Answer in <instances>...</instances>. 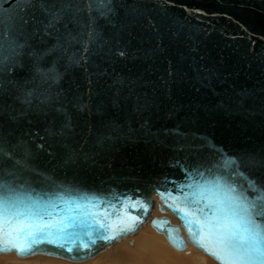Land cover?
Returning <instances> with one entry per match:
<instances>
[{"label":"water","instance_id":"1","mask_svg":"<svg viewBox=\"0 0 264 264\" xmlns=\"http://www.w3.org/2000/svg\"><path fill=\"white\" fill-rule=\"evenodd\" d=\"M261 196L264 0H0V211L26 248L0 255L85 261L150 221L221 264L209 227Z\"/></svg>","mask_w":264,"mask_h":264},{"label":"snow or ice","instance_id":"2","mask_svg":"<svg viewBox=\"0 0 264 264\" xmlns=\"http://www.w3.org/2000/svg\"><path fill=\"white\" fill-rule=\"evenodd\" d=\"M262 210L264 196L258 197L256 201L246 202L239 218L218 221L216 226L209 227L208 243L202 246L220 260L221 264H252L255 260L264 264V220H258V217L264 216ZM127 227L130 228L131 225ZM38 230L43 231V228ZM23 232L22 228L16 226L14 208L7 207L0 211V247H11L24 252L26 248L20 242ZM26 235L33 236V233L28 232ZM34 242L35 240H31L26 243L30 247Z\"/></svg>","mask_w":264,"mask_h":264},{"label":"bare ground","instance_id":"3","mask_svg":"<svg viewBox=\"0 0 264 264\" xmlns=\"http://www.w3.org/2000/svg\"><path fill=\"white\" fill-rule=\"evenodd\" d=\"M153 198L156 201V208L154 209L153 216H156V217L166 216V217L171 219V222L173 224L179 225L180 222H179L178 218H176V216H174L171 212H169L167 210L164 212L159 210V208H158L159 200H158L157 195H154ZM148 224L151 227H153L149 221L145 225H143L141 227V229L138 230L135 234L130 235V236H126V237L122 238V240L115 241L113 244L107 246L103 251L99 252L94 257L89 258L85 261H79V262L70 261L67 259L57 258V257H53V256H47V255H43V254L35 255L32 257H26V258L19 257L15 253L1 254L0 256H7V258H8L9 255H16L17 258L26 260L27 264H39V263H42L43 261L46 262V260H47V262H55L56 264H107V260H109L110 257H111L110 261L112 264H131L130 253L132 252V249H130L129 247H127L125 249H119L122 246L117 247L122 242L128 241L127 243L130 246H135V249H134L135 251H137L140 255H142V253H143L145 256L151 258L155 264H188L187 262L185 263L184 261H182L181 260L182 258L180 259V258H178V256H175V252L174 253H173V251H172V253L170 252L169 246H172V245L169 243L166 235L162 232L157 231L154 227L153 228L156 230V232L162 234L166 238V239L165 238L164 239L167 242L165 243V241H162V240H155L154 241L151 239L153 241L151 244L144 243L147 239H150L149 237H151L154 234V233L149 232L151 230L150 228H148L149 230H147ZM139 233H140V235H138ZM141 233H142V235H141ZM136 235H138V236H136ZM139 236H143V239H145V241H143L142 243H139L137 240V238H139ZM168 243H169V246H168ZM116 247H117V249H116ZM164 247L167 250L164 249ZM172 247L177 251L184 252L186 254H191L190 257L193 258L192 260H193V263H195V264H208L207 263V257H205L208 254H206L204 251L198 249L191 242H188L187 248L185 250H179V249L175 248L174 246H172ZM176 254H178V253H176ZM42 256L49 257V258H46L45 260L44 259H40V260L38 259V260L32 261V259L42 258ZM34 257H36V258H34ZM210 257H212V256H210ZM52 258H54V259H52ZM132 261H134V258L132 259ZM135 264H145V263H141L139 260H137V261H135ZM190 264H192V263H190Z\"/></svg>","mask_w":264,"mask_h":264},{"label":"rangeland","instance_id":"4","mask_svg":"<svg viewBox=\"0 0 264 264\" xmlns=\"http://www.w3.org/2000/svg\"><path fill=\"white\" fill-rule=\"evenodd\" d=\"M148 228L151 229L149 232L150 233H154V234L151 237H149L150 239H147L146 241H145V239H143V236H139V238H137L139 243H142L143 241H145L144 243L151 244L153 242L152 240H154V241L155 240H162V241H165V243L167 242L165 240L166 238L162 234L156 232V230L153 227H151L149 224L147 225V230H149ZM138 235H140V233ZM138 235H136V236H138ZM141 235H142V233H141ZM127 242L124 241L121 244H119L117 247H121L122 246L119 249H125L127 247L132 249V252L130 253V255H131V264H135V261H137V260H139L141 263H145V264H155L154 261L151 258L145 256L143 253H142V255H140L137 251L134 250L135 246H130ZM168 246H169V243H168ZM117 247H116V249H117ZM164 249H166V248L164 247ZM169 250H170L171 253H172V251H173V253L175 252V256H178V258H180V259L182 258L181 260L184 261L185 263L187 262L188 264H190V263L195 264V263H193V260H192L193 258L190 257L191 254H186L184 252L177 251L172 246H169ZM176 253H178V254H176ZM205 257H207V263L208 264H219L212 257H210L208 255L205 256ZM34 258H36V257H34ZM46 258H49V257L42 256V258L32 259V261L38 260V259L39 260L40 259H44L45 260ZM133 258H134V261H132ZM52 259H54V258H52ZM110 260H111V257L109 258V260H107V264H112ZM26 262H27L26 260L17 258L16 255H9L8 258H7V256H0V264H27ZM39 264H56V263L55 262H47V260H46V262L43 261L42 263H39Z\"/></svg>","mask_w":264,"mask_h":264}]
</instances>
